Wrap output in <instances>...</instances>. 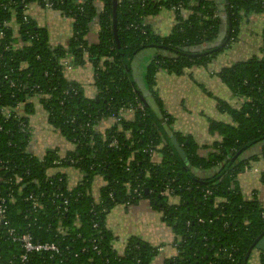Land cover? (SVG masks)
Segmentation results:
<instances>
[{
    "label": "trees",
    "instance_id": "1",
    "mask_svg": "<svg viewBox=\"0 0 264 264\" xmlns=\"http://www.w3.org/2000/svg\"><path fill=\"white\" fill-rule=\"evenodd\" d=\"M222 4L224 0H0V206L7 222L0 225V264H152L160 247L130 238L117 253L106 227L113 208L140 201L161 214L174 236L176 255L164 264L247 263L249 250L264 240V199L255 193L246 199L241 193L237 177L251 161L238 158L248 147L264 143V27L258 55L217 74L241 103L238 108L220 104L232 124H210L220 140L204 146L206 156L189 137L177 139L185 159L174 155L159 126H170L172 120L154 91L159 71L181 75L209 65L238 42L251 16L264 17V0H229L232 33L227 45L204 56L177 53L178 48L216 39ZM31 5L72 21L66 45H51L47 29L27 15ZM171 8L174 27L160 36L146 19ZM94 24L98 33L90 42L87 34ZM141 52L151 54L145 82L161 110L159 122L128 77L127 64ZM67 58L75 67L91 66L93 97L67 79L62 65ZM34 98L47 124L72 150H47L43 157L28 150ZM134 98L145 111L117 123L112 116L131 108ZM20 107L24 114H19ZM106 121L112 122L109 128L99 131ZM114 141L116 146L110 147ZM260 158L264 160V145ZM65 168L82 176L74 187L68 186L65 174H49ZM192 170L213 173L203 179ZM97 179L102 184L94 196ZM260 180L264 183V170ZM171 197L178 202L169 204ZM9 230L14 237L29 235L34 243L53 244L58 252L30 253L21 262V244L8 237ZM258 258L264 264V250L258 249Z\"/></svg>",
    "mask_w": 264,
    "mask_h": 264
},
{
    "label": "crops",
    "instance_id": "2",
    "mask_svg": "<svg viewBox=\"0 0 264 264\" xmlns=\"http://www.w3.org/2000/svg\"><path fill=\"white\" fill-rule=\"evenodd\" d=\"M27 15L40 27L47 29L52 46L66 45L72 36V21L59 12L31 5L28 8ZM174 16L172 11L162 9L157 15L147 18L146 23L150 25L155 33L160 36H167L174 27ZM187 16L188 13L183 12V17L186 18ZM263 27V16H251L247 23L242 26L238 42L220 53L209 65L193 67L185 70L181 75L166 71L157 73L154 91L160 100L162 110L172 120V124L168 127L177 143L178 137H189L200 147V155L206 156L209 150L204 149V146L220 140L218 134L210 128V124L213 122L226 125L232 124L231 117L220 109V104L224 103L231 108H238L241 101L231 94L217 74L222 68L234 62L245 61L252 55H258L262 46L260 33ZM97 33L98 27L94 24L87 34V39L94 42ZM139 54H142V57L133 62L131 71L135 76V80L148 89L145 82V69L150 61L151 54L149 52ZM131 63L132 61L127 64L129 68L132 65ZM64 72L68 80L75 81L82 87L86 97L91 98L95 95L93 72L89 64ZM149 94L154 98L150 91ZM141 97L143 100V95ZM154 101L156 102L155 98ZM33 103L34 113L29 116L31 137L28 150L38 157H43L47 150L58 149L61 154L72 150V146L47 124L46 114L38 103V99L34 98ZM19 114H24L23 107L19 108ZM132 116L125 115V118L132 119ZM110 123L112 122H103L98 130L104 131L109 128ZM164 140L178 159H185L184 152L181 157L171 142L167 138H164ZM178 145L182 149L179 143ZM263 145L264 143H258L248 147L238 158L239 161H251L249 168L237 177L238 187L246 199H251L254 193L257 194L260 201L264 199V183L260 180V175L264 170V160L260 158ZM153 159L158 161L160 156L155 154ZM55 172H61L67 176L69 187H74L82 177L77 170L72 168L51 170L49 174L52 175ZM192 172L197 177L205 179L210 177L213 170H192ZM101 184L100 179L94 182L92 190L94 196L97 195ZM177 202V197L168 199L169 204H176ZM106 227L113 238L111 246L117 253L123 251L128 239L138 238L161 248L159 255L153 260L152 264H164L166 259L176 255V250L172 244L174 236L171 229L165 226L161 220V214L153 210L147 201H140L133 206H116L107 215ZM246 264H259L258 249L251 252Z\"/></svg>",
    "mask_w": 264,
    "mask_h": 264
},
{
    "label": "water",
    "instance_id": "3",
    "mask_svg": "<svg viewBox=\"0 0 264 264\" xmlns=\"http://www.w3.org/2000/svg\"><path fill=\"white\" fill-rule=\"evenodd\" d=\"M228 4H229V0H224V4L221 5L218 9L219 10L218 16L220 18L221 24L219 26L217 37L215 40H213L211 43H208V44L206 43V44L199 45V46L178 48L176 52L181 53L182 55L196 57V56H204V55L211 54L213 52L222 50L227 45L229 39L231 38V33H232V25H231L229 12H228ZM112 21H113V27H114V36L116 37L117 32H116L115 13L113 14ZM141 55L142 54L136 55V57L132 60V63H131L132 65L128 71V77L131 83H133L135 86L137 85L136 93L143 95V103H144L145 109H147L154 116L157 122V120L162 119V114H161L159 107L154 101V98L149 94V90L146 89V87L144 88L145 85H141L140 82L135 80V76L133 72L131 71L133 62L138 59H141L142 57ZM160 127L162 128L163 137L167 138L171 142V144L174 146L177 153L182 157L184 155L183 151L179 147L175 138L173 137V134L170 131L168 125L163 123ZM257 242L258 243L255 245V249L264 250V240H261V241L259 240ZM251 252H252V249H250L246 255V260H245L246 262Z\"/></svg>",
    "mask_w": 264,
    "mask_h": 264
},
{
    "label": "built area",
    "instance_id": "4",
    "mask_svg": "<svg viewBox=\"0 0 264 264\" xmlns=\"http://www.w3.org/2000/svg\"><path fill=\"white\" fill-rule=\"evenodd\" d=\"M176 8V7H175ZM49 9V8H48ZM178 9V8H176ZM174 8H171V11H173ZM63 69L64 71H71L72 69L75 68V66L73 65V63L71 62L70 58H67L63 61ZM135 99V103L133 106H131V108L122 110L118 115H114L112 116L113 119H115V121L118 123L121 121V119H125V115H133L135 111H140L141 113H143L145 111L143 105L137 101V98ZM110 147H114L116 146V141H114L113 143H111L109 145ZM144 152L148 153L149 155H151V157L154 155L155 152H153L151 149H145ZM163 195L168 194V192H163ZM1 203H3V200L1 201ZM2 213H3V209L0 206V225H2L3 227L7 226V222L2 218ZM14 232L12 230H9L7 232V235L10 239H12L13 242H20L21 244V248L23 250V254L20 256V261L23 262L26 260L27 255L30 253H43V252H54L57 253L58 249L55 245L53 244H39V243H34L32 241V238L29 235H22L20 237H14L13 236ZM161 251V248L159 249V252Z\"/></svg>",
    "mask_w": 264,
    "mask_h": 264
},
{
    "label": "rangeland",
    "instance_id": "5",
    "mask_svg": "<svg viewBox=\"0 0 264 264\" xmlns=\"http://www.w3.org/2000/svg\"><path fill=\"white\" fill-rule=\"evenodd\" d=\"M246 32H247V31H246ZM249 36H250V35H249ZM249 36H248V38H249ZM248 38H247V39H248Z\"/></svg>",
    "mask_w": 264,
    "mask_h": 264
}]
</instances>
